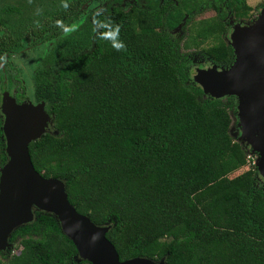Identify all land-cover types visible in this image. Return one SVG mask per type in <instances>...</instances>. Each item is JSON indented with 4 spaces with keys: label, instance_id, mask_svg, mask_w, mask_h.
<instances>
[{
    "label": "trees",
    "instance_id": "obj_1",
    "mask_svg": "<svg viewBox=\"0 0 264 264\" xmlns=\"http://www.w3.org/2000/svg\"><path fill=\"white\" fill-rule=\"evenodd\" d=\"M254 15L247 0H0V64L44 49L32 94L52 124L29 147L35 170L110 228L120 261L264 264V178L231 134L237 98L191 79L190 51L231 66L229 23ZM9 243L0 264H91L44 212Z\"/></svg>",
    "mask_w": 264,
    "mask_h": 264
},
{
    "label": "water",
    "instance_id": "obj_2",
    "mask_svg": "<svg viewBox=\"0 0 264 264\" xmlns=\"http://www.w3.org/2000/svg\"><path fill=\"white\" fill-rule=\"evenodd\" d=\"M234 63L197 68L195 82L214 98L234 96L241 143L258 154L257 170L264 178V7L251 25H237L231 34ZM5 64H0L4 70ZM1 113L7 162L0 168V252L12 249V234L32 223L36 212L52 215L76 246L79 259L91 264H166L165 259L133 258L120 261L107 239L108 226H98L77 212L60 179L44 178L35 170L29 147L51 124L44 103H18L10 92L2 94Z\"/></svg>",
    "mask_w": 264,
    "mask_h": 264
},
{
    "label": "rangeland",
    "instance_id": "obj_3",
    "mask_svg": "<svg viewBox=\"0 0 264 264\" xmlns=\"http://www.w3.org/2000/svg\"><path fill=\"white\" fill-rule=\"evenodd\" d=\"M247 4L248 6L253 10V12L255 13L254 17L252 18L251 22H245V21H232L230 23V27L229 30L225 36V40L231 45V34H232V30L234 29L235 26L237 25H251L259 16L260 11L262 9V6L264 5V0H247ZM211 15L210 12L200 15L198 16V18L200 17H205V16H209ZM184 35V33L182 34V36ZM191 58L193 59V62L198 63V64H204L206 68L207 66H211L212 63L209 59H206L205 57L201 56L198 50H191ZM44 53V49L42 47H38L35 50L33 49H28L23 53H20L19 55H14L12 56L10 59L12 61H10L9 63H7L4 66V70H1V73L3 74V77L5 79V81L9 82L10 78L13 77L12 80V90L11 93L16 95V93H20V94H24L26 97L27 101H31V102H35L34 101V97L32 94V74L33 71L35 69V67L37 66V63L40 59V57L43 55ZM201 68V67H200ZM196 73V72H195ZM195 73H193L192 75V80L195 82L194 80V76ZM2 81L4 82V80L2 79ZM196 84H198L197 82H195ZM0 105H1V91H0ZM232 136L235 138V140H237L242 146H244L245 148H248V155H252L253 159H250L251 162H256L258 159V154L254 153L252 151V149L249 148V146H247L246 144H242L241 142V130L238 126V119H237V124H235L232 128ZM247 169V168H246ZM244 169L240 172H243Z\"/></svg>",
    "mask_w": 264,
    "mask_h": 264
},
{
    "label": "flooded vegetation",
    "instance_id": "obj_4",
    "mask_svg": "<svg viewBox=\"0 0 264 264\" xmlns=\"http://www.w3.org/2000/svg\"><path fill=\"white\" fill-rule=\"evenodd\" d=\"M244 21V20H243ZM232 22V21H231ZM230 22V23H231ZM246 22V21H245ZM230 23H229V25H230ZM233 31V30H232ZM183 34V31L180 33V35H182ZM212 63V62H211ZM213 64V63H212ZM202 65H204V64H202ZM203 67H205V65L203 66ZM202 67V68H203ZM207 67H209V66H207ZM4 83H5V87H4V89L3 90H1V88H0V91H1V102H2V94L5 92V91H8V92H10L11 93V90H12V88H10V89H8V81L6 82V81H4ZM16 94H18V92L16 93ZM11 95L15 98L16 96L14 95V94H12L11 93ZM27 101V100H26ZM24 102H25V100H24ZM21 103H23V102H21ZM0 113H1V105H0ZM2 114V113H1ZM3 116V115H2Z\"/></svg>",
    "mask_w": 264,
    "mask_h": 264
},
{
    "label": "built area",
    "instance_id": "obj_5",
    "mask_svg": "<svg viewBox=\"0 0 264 264\" xmlns=\"http://www.w3.org/2000/svg\"><path fill=\"white\" fill-rule=\"evenodd\" d=\"M247 159H248L247 162H248V165L249 166H253V167H256L257 168V166H256L257 161L256 162H251L250 161V159H253L251 154L248 155V158Z\"/></svg>",
    "mask_w": 264,
    "mask_h": 264
},
{
    "label": "clouds",
    "instance_id": "obj_6",
    "mask_svg": "<svg viewBox=\"0 0 264 264\" xmlns=\"http://www.w3.org/2000/svg\"><path fill=\"white\" fill-rule=\"evenodd\" d=\"M65 7H67V5H65ZM66 31H68V29H67ZM122 47H123V46H122ZM7 250H10L11 252L15 253L16 248L13 246L12 249H7Z\"/></svg>",
    "mask_w": 264,
    "mask_h": 264
}]
</instances>
